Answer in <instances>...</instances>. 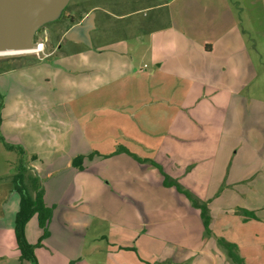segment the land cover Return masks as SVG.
Masks as SVG:
<instances>
[{"label": "crops", "instance_id": "1", "mask_svg": "<svg viewBox=\"0 0 264 264\" xmlns=\"http://www.w3.org/2000/svg\"><path fill=\"white\" fill-rule=\"evenodd\" d=\"M149 1L107 0L108 17L128 18L135 8H124L140 2L145 18L127 26H138L136 44L124 38L107 44L117 56L106 58L104 70L82 43L69 48L78 58L58 46L43 59L0 68V137L23 150L19 161L41 178L50 210L46 237L37 214L25 225L30 244L41 239L34 248L38 264H144L128 250L140 238L148 243L138 250L155 264H187L189 242L203 237V223L182 191L211 210L212 198L229 186L232 156L244 154L239 159L246 162L252 160L247 152L261 151L264 0ZM161 9L167 21L160 22L163 12L148 16ZM57 53L54 62L44 61ZM119 146L148 161L115 153ZM75 157L80 166L73 165ZM260 160L263 165L264 152ZM235 167L233 183L255 175L257 165ZM17 171L11 180L6 175L9 186L0 176V264H29L19 260L14 234ZM165 177L182 191L165 185ZM164 233L180 244L162 246Z\"/></svg>", "mask_w": 264, "mask_h": 264}, {"label": "rangeland", "instance_id": "2", "mask_svg": "<svg viewBox=\"0 0 264 264\" xmlns=\"http://www.w3.org/2000/svg\"><path fill=\"white\" fill-rule=\"evenodd\" d=\"M155 0L149 1L150 3H153ZM72 2V0H70ZM107 0H94L91 2H87L85 5L83 4L82 9H78V16L77 19L82 17L85 13H88L90 11L95 13V28L92 30L91 34V51L86 49L85 52H93L95 54L89 55V58L91 60H96L97 57H100V60L97 65L98 68L101 70H104L106 68V64L104 61L107 57L117 54H112L108 49L106 48L108 45L112 42H120L121 39H127L130 45L136 44V36L138 34V31L136 32V28L138 29V23L143 18V14L140 12L139 14L134 13L132 16L125 18V19H117L113 17H108L105 15L104 11L102 9H105L107 6L106 4ZM176 4V3H175ZM99 6L100 8L92 10L94 6ZM146 5V4H144ZM140 6V2L138 3H131L124 8L125 10H134L137 7ZM120 11H123V7H118ZM67 9V8H66ZM113 11L119 13L115 8H110ZM124 10V11H125ZM162 13L166 18H160V22L167 21V10L161 9L156 11H148V16H152L156 13ZM61 15L63 16V12L59 15V17L51 22H48L46 24L48 29L50 27L57 29V35H55V40L51 43L48 41L46 43V50L45 52L51 50L53 47L55 49L60 46L62 51H64V56L72 57V58H78L74 57L73 54L74 51L69 50V48H73L74 46L80 45V43H74L72 41L64 40L63 33L65 29L70 25V20H64L61 18ZM59 19V20H58ZM76 21V20H75ZM135 21V22H133ZM129 23H135L136 27L132 30V28L127 27ZM153 25V24H152ZM45 36L44 31L40 32V30L37 31L35 35V39H39L41 37ZM60 40L58 44H56V41ZM85 50V49H84ZM103 53V54H101ZM57 54L51 55L49 58H46L44 61L47 62H54L55 59L58 57ZM70 55V56H69ZM79 55V54H78ZM124 54L118 56L123 57ZM46 57V56H45ZM45 57H37L33 54L28 53H15V54H5L0 55V68L5 67H15L20 65L21 63L26 62H33L40 59H43ZM80 58H85V55H79ZM99 59V58H98ZM74 60V59H73ZM120 72V67L118 68V71H115L113 74H117ZM50 77H54V74L48 73ZM100 75V74H99ZM20 84V82H19ZM22 82L19 88L22 86ZM17 88L16 90H20ZM118 89V87H116ZM14 95V94H13ZM4 100L2 94L0 93V103H2ZM241 136H244V132L240 131ZM240 137L238 136L234 141L239 142ZM242 142L244 141L243 138H241ZM228 138L225 140V143L227 145L229 144ZM234 142H232L233 144ZM4 140L0 137V176H3L4 178L2 181L5 186H9V181L6 177H9V179H12L13 172L18 169V166L20 164L19 161V154L17 150L15 152H10L6 150V145ZM231 144V142H230ZM238 145V144H236ZM14 147H19L12 145ZM229 146V145H228ZM258 149L261 148V151L259 150L258 153H249L247 154L252 156V160L241 162L240 159L244 157V154H242L240 157H235V155L232 156V160L230 161L232 164L231 169H228L226 172V175H230L229 178H226L228 181L229 186L225 188L224 192L221 190L217 196L213 199L212 206L210 207L211 210L208 208V216H209V222H208V230H206L203 226V237L200 240L192 239V241L189 242V250L191 253L190 258L188 259L187 264H216L215 258H219L218 264H238L234 262L227 254L226 249L224 246L219 242L220 239H224L227 242H230L235 245V251L238 253V255L242 258L244 264H264V162L263 165L261 164L260 156L264 152V143L260 142L256 146ZM239 152L241 151V145H239ZM260 155V156H259ZM258 156V158H256ZM240 158V159H239ZM256 158V160H255ZM26 159V158H25ZM241 163L245 166H248L249 162L252 164V168L254 169V166L257 165V168H255L256 172L255 175L253 174L250 177L247 178H241L240 181L236 183H233V179H239L235 176L233 177V172L236 169L235 166H237L238 163ZM8 175V176H6ZM205 175V174H204ZM41 179V178H40ZM229 187L234 190L232 194L229 190ZM0 188H1V182H0ZM200 188H198L199 190ZM1 197V195H0ZM1 200V199H0ZM12 200V199H11ZM11 200L9 199L6 201L7 205V211L11 206ZM1 203V202H0ZM234 206H237V211L241 210H251L254 211L256 217L245 220L243 217V213H235L232 209ZM239 208V209H238ZM5 208H2L0 210V213L3 212ZM9 213V212H8ZM142 228V226H140ZM107 227L103 226L102 231H106ZM160 231V228H159ZM161 232V231H160ZM162 233V232H161ZM142 233L138 234L141 235ZM164 238H162V241H160L163 244L167 243H179V240L177 241L174 237L170 235H165ZM136 235L137 237H139ZM142 237V236H140ZM158 242L159 245L161 243ZM143 243H148L145 238H140L137 241V246L140 247L141 245H144ZM101 245L105 244V241H102L100 243ZM151 244L154 245V240H151ZM134 245V244H133ZM136 246V245H134ZM136 247H130L128 248L129 251L133 252V255L135 256L136 260L142 261L144 264H155V260L149 257V253H146V256L142 255V252L138 250ZM160 247V246H159ZM144 249V247H143ZM152 251L157 250L158 247L153 248L151 247ZM147 250V249H146Z\"/></svg>", "mask_w": 264, "mask_h": 264}, {"label": "water", "instance_id": "3", "mask_svg": "<svg viewBox=\"0 0 264 264\" xmlns=\"http://www.w3.org/2000/svg\"><path fill=\"white\" fill-rule=\"evenodd\" d=\"M69 0H0V55L24 53L35 45L44 24L56 20ZM95 13H87L64 34L65 39L92 46Z\"/></svg>", "mask_w": 264, "mask_h": 264}, {"label": "trees", "instance_id": "4", "mask_svg": "<svg viewBox=\"0 0 264 264\" xmlns=\"http://www.w3.org/2000/svg\"><path fill=\"white\" fill-rule=\"evenodd\" d=\"M25 62V61H24ZM21 63L18 66H23L27 63ZM34 62V61H33ZM2 107V103H0V110ZM1 139H3L1 137ZM7 148L9 149H16L18 153L23 154V150L20 147H14L12 145L6 144ZM127 152L130 155H132L138 162L144 163L148 161L147 159H143L138 157L135 154H132L128 152V150L122 146H119L115 153L117 152ZM73 165L80 166L81 165V159L80 157H75L72 160ZM152 165L155 166L154 162H151ZM40 177L37 175H30L28 174V169L24 165V160H20V164L18 166V171L13 176V188L19 193L20 195V201H19V208L16 212L15 219H14V234H15V240L17 244V249L19 252V260H26L29 262V264H38L34 248L36 245H39L41 242V239L38 241L36 245L30 244L25 236V225L29 221V219L34 215L37 214L39 226L43 228V234L41 238L46 237L48 234L47 230V219L50 215V210L45 207L42 199V187L40 184ZM163 183L165 185H173L177 188V190L182 191L180 186L174 181L170 180L169 178L165 177L163 180ZM187 195V197L191 200V203L193 206L198 208L200 210V215L202 219L203 226L206 230H208V222H209V216H208V208L205 202L199 203L196 200H194L191 195L185 191H182ZM243 213V217L245 220L255 218L256 215L254 211L250 210H239V212ZM219 242L224 246V248L227 251L228 256L236 263L238 264H244L242 258L238 255V253L235 251V245L225 241L224 239H220Z\"/></svg>", "mask_w": 264, "mask_h": 264}, {"label": "flooded vegetation", "instance_id": "5", "mask_svg": "<svg viewBox=\"0 0 264 264\" xmlns=\"http://www.w3.org/2000/svg\"><path fill=\"white\" fill-rule=\"evenodd\" d=\"M91 1H94V0H72V2H70V0H69V2L67 3V5L62 9L61 12H63V16L61 15V18L64 19V20L65 19L66 20H68V19L70 20V25L65 29V31L63 33L64 40H67L64 37V34L67 31V29H69L72 25H74L76 23H79L82 20V18L87 14V13H85L82 17H80L79 19H77L78 12H79L78 9H80V8L82 9L83 4L85 5L87 2L89 3ZM98 7H99L98 5L97 6H94V7H92L93 8L92 10L97 9ZM138 9L139 8H136L135 9V13H137V14L140 13V11ZM90 12H92V11H90ZM47 25L48 24H44L43 26H41L39 28V30H40V32H43L44 31V34H45V37H46V43H48V41L52 43L55 40V37H56L55 35H57V29L56 28H52V27H50L48 29ZM59 42H60V40L58 38V40L56 41V44H58Z\"/></svg>", "mask_w": 264, "mask_h": 264}, {"label": "built area", "instance_id": "6", "mask_svg": "<svg viewBox=\"0 0 264 264\" xmlns=\"http://www.w3.org/2000/svg\"><path fill=\"white\" fill-rule=\"evenodd\" d=\"M45 50H46V37L43 36L39 39H35V45L24 53L33 54L40 58L48 55V53H46Z\"/></svg>", "mask_w": 264, "mask_h": 264}]
</instances>
